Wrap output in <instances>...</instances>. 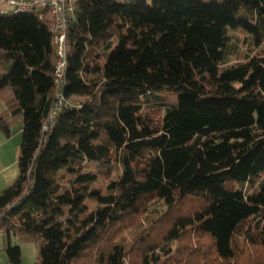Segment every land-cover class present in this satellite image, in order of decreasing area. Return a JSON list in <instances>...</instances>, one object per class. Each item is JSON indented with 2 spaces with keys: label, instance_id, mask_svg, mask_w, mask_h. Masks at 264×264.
Segmentation results:
<instances>
[{
  "label": "trees",
  "instance_id": "16d2710c",
  "mask_svg": "<svg viewBox=\"0 0 264 264\" xmlns=\"http://www.w3.org/2000/svg\"><path fill=\"white\" fill-rule=\"evenodd\" d=\"M51 26L49 9L0 12V130L21 133L3 264H21L11 236L34 264H264V0H78L71 105L44 131ZM228 28L259 47L239 54Z\"/></svg>",
  "mask_w": 264,
  "mask_h": 264
},
{
  "label": "built area",
  "instance_id": "2783aa9c",
  "mask_svg": "<svg viewBox=\"0 0 264 264\" xmlns=\"http://www.w3.org/2000/svg\"><path fill=\"white\" fill-rule=\"evenodd\" d=\"M78 0H0V12H27L49 9L52 15V41L54 44V84L56 100L50 111L48 121L43 124L45 131L52 125L55 115L71 103L63 95V83L67 69L66 31L68 23L74 19Z\"/></svg>",
  "mask_w": 264,
  "mask_h": 264
},
{
  "label": "rangeland",
  "instance_id": "374dc122",
  "mask_svg": "<svg viewBox=\"0 0 264 264\" xmlns=\"http://www.w3.org/2000/svg\"><path fill=\"white\" fill-rule=\"evenodd\" d=\"M245 12L248 13L250 12V10H246ZM228 35L230 37V40L228 42L229 44L231 43L229 47L233 48L231 45L237 44L240 50L239 54L253 53L259 47V45L255 43L254 38H252L251 35L245 33V31L243 30L228 28ZM236 37H239V39H237ZM235 58L236 57L231 56L228 59L230 62H233L235 61ZM74 99H83V98L74 97ZM17 127L18 124L11 125L10 135L8 137H6L0 130V134H1L0 136L2 137V140L6 142V152H7V157L4 159L6 160L7 168L0 175V179L3 178V187H6L16 177L18 172L16 165V157L18 154L21 133L20 131H15ZM87 164L93 170H101L105 172L114 173L115 177H117L120 172L114 163L90 161ZM262 180L264 181V177L262 178ZM92 206H95V203H92ZM1 242L2 241L0 239V252L5 254L4 250L2 249ZM11 244L19 245L21 251V264L35 263L36 248L34 242L32 241L21 242L13 237Z\"/></svg>",
  "mask_w": 264,
  "mask_h": 264
},
{
  "label": "crops",
  "instance_id": "0c3cea01",
  "mask_svg": "<svg viewBox=\"0 0 264 264\" xmlns=\"http://www.w3.org/2000/svg\"><path fill=\"white\" fill-rule=\"evenodd\" d=\"M1 135V134H0ZM7 157V152H6V142L4 140H2V137L0 136V175L5 171V169L7 168L6 165V160H4ZM3 178L0 179V191L3 189ZM12 236L10 238V242L12 241ZM0 239H1V245H2V249H3V238L0 235ZM6 261V256L5 254H3L2 252H0V264H3Z\"/></svg>",
  "mask_w": 264,
  "mask_h": 264
}]
</instances>
